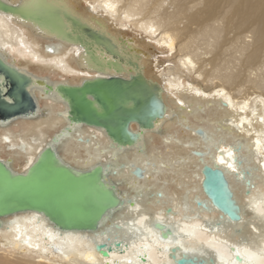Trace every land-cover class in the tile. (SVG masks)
I'll use <instances>...</instances> for the list:
<instances>
[{
  "label": "bare ground",
  "instance_id": "1",
  "mask_svg": "<svg viewBox=\"0 0 264 264\" xmlns=\"http://www.w3.org/2000/svg\"><path fill=\"white\" fill-rule=\"evenodd\" d=\"M25 4L53 13L55 24L39 27L0 12L1 56L45 80L30 87L33 113L0 121V160L24 172L52 145L79 170L101 164L123 204L91 231L62 229L35 210L2 216L0 254L33 264H172L177 247L178 256L187 251L201 264H264V0ZM135 74L157 91L164 113L151 128L132 122L138 136L130 145L71 123L66 102L51 87ZM175 117L185 139L166 138L169 151L149 148L147 137L165 135ZM238 136L247 141L240 144ZM207 167L224 175L231 209L211 194ZM158 175L168 182L160 192ZM156 221L174 235L163 239Z\"/></svg>",
  "mask_w": 264,
  "mask_h": 264
},
{
  "label": "water",
  "instance_id": "2",
  "mask_svg": "<svg viewBox=\"0 0 264 264\" xmlns=\"http://www.w3.org/2000/svg\"><path fill=\"white\" fill-rule=\"evenodd\" d=\"M26 1L12 4L0 0V12L31 21L37 26L39 23L44 26L41 21L55 24L53 13L44 12L34 4L27 5ZM85 49L89 53L95 51L90 45ZM34 82L44 86L45 80L19 70L0 54L1 122L27 116L37 109L30 92ZM51 87L66 102L71 123L101 128L119 145H130L136 140L138 135L130 128L132 122L151 128L164 113L157 91L150 89L141 74L130 78L99 76L76 85L59 83ZM207 173L208 188L214 199L231 209L228 184L221 170L207 167ZM121 204L123 199L116 186L106 178L101 164L89 170H79L66 163L52 145L43 148L24 172H15L0 160V218L35 210L45 214L62 229L91 231L99 227L105 215ZM154 226L163 239L174 235L173 230L163 222L156 221ZM178 251L177 247L171 248L172 264H201L204 261L187 251L178 256ZM103 253L107 255L108 251L103 250ZM236 259L241 261L242 257L236 254ZM210 260L215 262L213 256Z\"/></svg>",
  "mask_w": 264,
  "mask_h": 264
},
{
  "label": "rangeland",
  "instance_id": "3",
  "mask_svg": "<svg viewBox=\"0 0 264 264\" xmlns=\"http://www.w3.org/2000/svg\"><path fill=\"white\" fill-rule=\"evenodd\" d=\"M32 69L37 70L34 67ZM206 112H207V110H205V113H202L203 118H205V116H207ZM190 117H191V119H193L192 115H190ZM174 119H175L174 121L166 123V125L164 126L163 130L165 131L166 136L164 134L162 136L155 134V135H152V138L147 137L148 138L147 140L149 143V148H152V149L157 150V151H169V150H171V148H173V145H172V143L169 144L168 142H166L165 141L166 138H168L170 136H175L177 139H179L181 141L185 139V138H182L183 134L185 135V133H184L183 126L179 122V118L175 117ZM237 139L240 140V142H241L240 144H244L247 141L244 136H238ZM244 151H245V149H244ZM62 152H63V154H66V156L69 158L67 147H64ZM22 165H24V163H22ZM134 166L139 168V170L141 172L140 176H144V172H143L142 168L139 165H134ZM138 172H136V173L138 174ZM163 178L160 175H158L157 179H158L159 188H160V190L158 192H160L162 190L164 183L165 184L168 183L167 181H164ZM123 187L124 186H122V188ZM3 260L9 262L10 264H33L32 262H29V261L18 260V259H15L13 257L7 256L5 254H0V261H3Z\"/></svg>",
  "mask_w": 264,
  "mask_h": 264
}]
</instances>
